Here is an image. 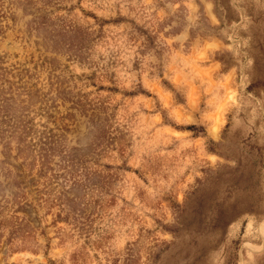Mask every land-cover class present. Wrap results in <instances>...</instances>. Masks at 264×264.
Returning <instances> with one entry per match:
<instances>
[{
	"label": "rangeland",
	"instance_id": "rangeland-1",
	"mask_svg": "<svg viewBox=\"0 0 264 264\" xmlns=\"http://www.w3.org/2000/svg\"><path fill=\"white\" fill-rule=\"evenodd\" d=\"M0 264H264V0H0Z\"/></svg>",
	"mask_w": 264,
	"mask_h": 264
}]
</instances>
